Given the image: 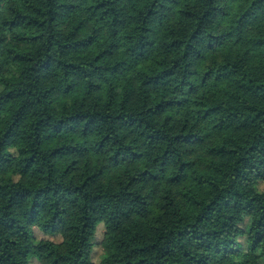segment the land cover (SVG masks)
<instances>
[{
  "label": "trees",
  "instance_id": "trees-1",
  "mask_svg": "<svg viewBox=\"0 0 264 264\" xmlns=\"http://www.w3.org/2000/svg\"><path fill=\"white\" fill-rule=\"evenodd\" d=\"M0 264H264V0H0Z\"/></svg>",
  "mask_w": 264,
  "mask_h": 264
},
{
  "label": "rangeland",
  "instance_id": "rangeland-1",
  "mask_svg": "<svg viewBox=\"0 0 264 264\" xmlns=\"http://www.w3.org/2000/svg\"><path fill=\"white\" fill-rule=\"evenodd\" d=\"M102 233H103V228L100 226L98 227V230H97V236H98V240H100L102 238ZM53 240L55 241H59L60 240V237H54ZM100 248H95V251H94V256L96 258H98L99 254H100Z\"/></svg>",
  "mask_w": 264,
  "mask_h": 264
}]
</instances>
